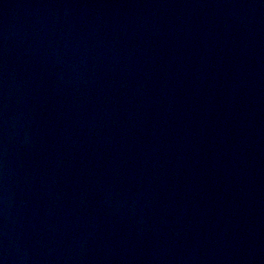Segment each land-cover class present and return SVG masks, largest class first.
<instances>
[{
    "label": "water",
    "instance_id": "1",
    "mask_svg": "<svg viewBox=\"0 0 264 264\" xmlns=\"http://www.w3.org/2000/svg\"><path fill=\"white\" fill-rule=\"evenodd\" d=\"M0 264H264V0H0Z\"/></svg>",
    "mask_w": 264,
    "mask_h": 264
}]
</instances>
